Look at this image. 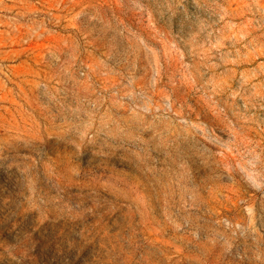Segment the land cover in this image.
Masks as SVG:
<instances>
[{
  "label": "rangeland",
  "instance_id": "374dc122",
  "mask_svg": "<svg viewBox=\"0 0 264 264\" xmlns=\"http://www.w3.org/2000/svg\"><path fill=\"white\" fill-rule=\"evenodd\" d=\"M0 264H264V0H0Z\"/></svg>",
  "mask_w": 264,
  "mask_h": 264
}]
</instances>
